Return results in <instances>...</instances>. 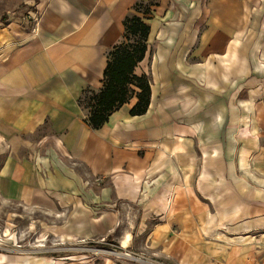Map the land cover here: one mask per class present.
<instances>
[{
  "label": "crops",
  "instance_id": "0c3cea01",
  "mask_svg": "<svg viewBox=\"0 0 264 264\" xmlns=\"http://www.w3.org/2000/svg\"><path fill=\"white\" fill-rule=\"evenodd\" d=\"M14 1L24 11L0 16V198L76 211L85 239L119 218L123 248L153 220L152 245L182 264H264V0ZM139 2L148 108L131 115L133 95L93 130L80 99L102 89Z\"/></svg>",
  "mask_w": 264,
  "mask_h": 264
},
{
  "label": "rangeland",
  "instance_id": "374dc122",
  "mask_svg": "<svg viewBox=\"0 0 264 264\" xmlns=\"http://www.w3.org/2000/svg\"><path fill=\"white\" fill-rule=\"evenodd\" d=\"M23 11L14 0H0V16L17 15ZM35 12L39 16L38 11ZM73 166L77 172L85 173L77 164ZM125 208L119 209L125 215V227L135 231L137 226L130 223L138 221L139 210ZM76 215V211H58L53 206L50 209L38 205L24 206L0 198V253L42 257L62 263L100 264L112 261L115 264H182V259L170 256L164 247L152 245L150 230L153 220L141 234L135 231L137 241L131 248H123L117 241L120 236L117 231L122 225L119 218L106 233L85 239L78 233L77 225L72 224ZM173 230L178 232L177 227Z\"/></svg>",
  "mask_w": 264,
  "mask_h": 264
},
{
  "label": "trees",
  "instance_id": "16d2710c",
  "mask_svg": "<svg viewBox=\"0 0 264 264\" xmlns=\"http://www.w3.org/2000/svg\"><path fill=\"white\" fill-rule=\"evenodd\" d=\"M142 2L133 6L134 14L123 21L124 42L107 53V65L103 72V86L97 94L85 92L80 104L89 109L88 125L91 129L101 128L110 115L118 110L133 95L137 103L130 110L131 115L146 112L150 98V83L146 75L136 76L134 69L144 58L147 50L149 25L144 22L149 15V6ZM134 88L138 89L135 93Z\"/></svg>",
  "mask_w": 264,
  "mask_h": 264
},
{
  "label": "built area",
  "instance_id": "2783aa9c",
  "mask_svg": "<svg viewBox=\"0 0 264 264\" xmlns=\"http://www.w3.org/2000/svg\"><path fill=\"white\" fill-rule=\"evenodd\" d=\"M39 19V16L36 12H33L32 16H29V20L35 25Z\"/></svg>",
  "mask_w": 264,
  "mask_h": 264
}]
</instances>
